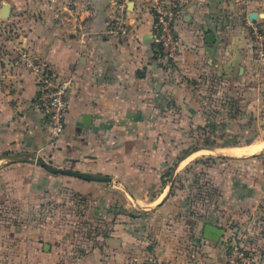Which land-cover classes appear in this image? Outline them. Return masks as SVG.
Returning a JSON list of instances; mask_svg holds the SVG:
<instances>
[{"label":"crops","instance_id":"obj_1","mask_svg":"<svg viewBox=\"0 0 264 264\" xmlns=\"http://www.w3.org/2000/svg\"><path fill=\"white\" fill-rule=\"evenodd\" d=\"M67 2L66 21L25 24L18 42L23 64L8 58L12 66L1 65L0 204L38 205L64 189L87 196L114 192L93 201L104 210L101 219L115 223L99 245L66 258L60 247L43 245L40 231L20 229L18 245H0V264H141L149 257L159 264H223L232 228L247 236L264 264V163L252 158L264 159V148L241 153L249 158V181L223 182L228 210L222 220L183 214L171 196L174 176L193 154L233 157L255 144L256 136L242 145L220 144L217 128L235 138L229 125L264 126V58L252 48L255 31L264 30V0H179L175 32L182 46L171 67L158 60L148 3L129 4L133 29L121 36L106 31L114 0ZM210 33L213 41H207ZM35 59L72 83L56 138L37 106L38 76L26 63ZM189 126L203 132L190 152ZM208 128L211 136L204 138ZM149 189L156 190L144 195ZM140 203L152 206L146 227H129L123 207ZM112 205L119 206L115 214L107 212ZM28 236L35 239L28 243Z\"/></svg>","mask_w":264,"mask_h":264},{"label":"rangeland","instance_id":"obj_2","mask_svg":"<svg viewBox=\"0 0 264 264\" xmlns=\"http://www.w3.org/2000/svg\"><path fill=\"white\" fill-rule=\"evenodd\" d=\"M4 4H8L10 8L7 16L1 12ZM65 6H70L67 0H0V72H3L1 65L2 67L5 64L9 66L12 64L19 65L25 61L24 53H21L18 43L19 37L23 36L26 31L25 24L45 19V17L58 22L66 21V17L71 14ZM256 47L257 44L254 42L252 45L254 52H256ZM36 60L34 63L26 61L33 72L35 71L33 66L40 63ZM7 69L9 70V68ZM250 127L241 129L237 125L233 127L229 125L230 134H234L235 138L225 137L226 131L223 126L217 128L218 131L215 134L220 137V144L234 143L235 145L249 143L251 136H256L255 144L250 151L256 152L264 148V126L256 124L252 128ZM253 129L254 131H252ZM207 133H210L211 136V128L206 129L204 138L208 136ZM254 133L256 135H253ZM188 134L187 151L190 152L202 142L200 137H197L198 135L202 136L203 132L202 129L189 126ZM238 150L234 151L236 155L233 157H227L226 154L215 155L202 150L193 154L188 161H185L186 163H183V166L188 165L186 169L182 170L181 175L178 173L177 176H174L173 188L171 189V196L177 197L179 201L177 206L185 208L184 211L186 212L181 213H188V215L200 218L204 222L209 220L220 221L226 217L224 211L228 209L223 206L226 201L221 200L224 197L221 188L223 182L226 180H230V182L250 180L248 174L249 158H244L241 155L242 152ZM252 158H257L253 164L257 163L258 166H262L264 163V159H261L260 155ZM171 174L170 169L166 170L163 174V182H167ZM182 181H185L186 185ZM253 181L254 178H252ZM154 190L156 189L146 190L144 195H150V192ZM111 195L115 196V193L104 195L92 193L87 196L64 189L57 193H49L38 205L0 204V245L10 246L12 242L19 244L22 238L16 236L15 232L20 229L37 230L43 234L41 241L45 247L48 249L50 246L60 247L59 253L62 258L72 256V254H81L83 251L99 245L104 232L113 229L114 225L112 224L115 221L107 222L101 219L100 216L104 210L97 203H94L95 199L98 200L94 197H109ZM217 198H220L219 201ZM140 204V206L123 207L124 210L122 211L126 218L125 224H129V227L134 223H139L135 224V227H146L144 223L147 222L152 206ZM117 208L119 206L112 205L107 206L106 209L109 214H115ZM239 209L240 213L247 211L243 207ZM217 210L220 212L218 213ZM248 211L251 212V208ZM255 214L257 213L255 212ZM33 239L35 238L26 237L28 243ZM156 264H159L157 260Z\"/></svg>","mask_w":264,"mask_h":264},{"label":"built area","instance_id":"obj_3","mask_svg":"<svg viewBox=\"0 0 264 264\" xmlns=\"http://www.w3.org/2000/svg\"><path fill=\"white\" fill-rule=\"evenodd\" d=\"M137 0H114V14L108 29L109 33L125 36L132 31L130 22L131 2ZM149 4L154 16L153 42L158 60L161 64L171 67L181 49V40L175 32L176 19L181 5L179 0H138ZM257 54L264 58V30L255 31ZM38 76L37 106L43 112L44 119L54 138L61 136L66 115L69 109V90L71 81L64 80L46 64L34 65ZM226 261L223 264H258L255 247L247 236L232 228L231 233L223 241ZM143 264H156L149 257Z\"/></svg>","mask_w":264,"mask_h":264},{"label":"water","instance_id":"obj_4","mask_svg":"<svg viewBox=\"0 0 264 264\" xmlns=\"http://www.w3.org/2000/svg\"><path fill=\"white\" fill-rule=\"evenodd\" d=\"M9 11H10L9 5L8 4H4L2 6V10H1L2 14L4 16H7V14L9 13ZM213 40H214V37H213L212 33L208 34L207 41H213Z\"/></svg>","mask_w":264,"mask_h":264},{"label":"bare ground","instance_id":"obj_5","mask_svg":"<svg viewBox=\"0 0 264 264\" xmlns=\"http://www.w3.org/2000/svg\"><path fill=\"white\" fill-rule=\"evenodd\" d=\"M254 145V144H253ZM253 145H249V146H247V147H244L245 149H239L238 151H241V152H246V153H248V152H250L251 150H252V146Z\"/></svg>","mask_w":264,"mask_h":264}]
</instances>
